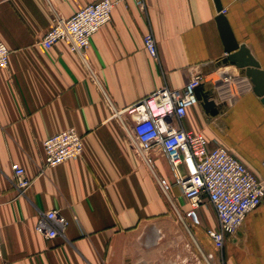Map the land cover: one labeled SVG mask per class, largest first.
Returning a JSON list of instances; mask_svg holds the SVG:
<instances>
[{"label": "crops", "instance_id": "0c3cea01", "mask_svg": "<svg viewBox=\"0 0 264 264\" xmlns=\"http://www.w3.org/2000/svg\"><path fill=\"white\" fill-rule=\"evenodd\" d=\"M97 0H0V41L10 51L0 70V264H264V202L217 248L209 204L186 217L176 186L165 196L157 178L172 181L166 160L148 168L126 126L112 118L152 92L182 89L200 71L218 113L198 103L184 127L225 147L264 180V105L250 80L226 56L214 0H112L111 20L91 38L85 61L64 42L42 44L55 18L69 19ZM238 44L264 71V0H219ZM151 32L157 56L143 46ZM70 128L83 153L43 169L42 143ZM32 183L19 195L11 165ZM57 210L68 226L47 240L34 232L40 213Z\"/></svg>", "mask_w": 264, "mask_h": 264}, {"label": "built area", "instance_id": "2783aa9c", "mask_svg": "<svg viewBox=\"0 0 264 264\" xmlns=\"http://www.w3.org/2000/svg\"><path fill=\"white\" fill-rule=\"evenodd\" d=\"M144 8V0H134ZM116 2L97 0L79 9L71 18H55L45 32L41 44L49 50L58 42L68 45L70 51L85 61L91 38L111 20ZM225 14V10L220 11ZM143 46L152 58L157 56L156 41L151 32L143 36ZM10 51L0 41V70L9 64ZM205 75L196 71L182 89L167 86L152 92L125 111L112 113V118L126 126L123 115L131 117V145L136 156L150 169L153 157L162 156L169 167L172 181L157 178L160 191L165 196L176 186L189 205L186 214L193 224H199L196 211L209 204L215 215L217 227L206 231L217 248L226 236H233L244 222L246 215L264 202V180L225 147L211 145L201 133L184 127L187 111L197 105L196 88L203 84ZM43 169L56 167L83 153L82 137L70 128L46 138L42 143ZM11 185L23 195L32 181L18 164L11 165ZM67 219L57 210L40 213L34 232L47 240L63 236ZM0 235V252H1Z\"/></svg>", "mask_w": 264, "mask_h": 264}, {"label": "water", "instance_id": "95a60500", "mask_svg": "<svg viewBox=\"0 0 264 264\" xmlns=\"http://www.w3.org/2000/svg\"><path fill=\"white\" fill-rule=\"evenodd\" d=\"M218 16L216 23L224 44L226 56L219 62L221 65H234L243 71L244 76L250 80L253 93L260 98L264 105V71L245 45L238 44L234 38L226 17L220 13L219 0H214ZM196 98L207 115L215 116L218 113L215 102L211 99V91H205L203 84L196 88Z\"/></svg>", "mask_w": 264, "mask_h": 264}]
</instances>
